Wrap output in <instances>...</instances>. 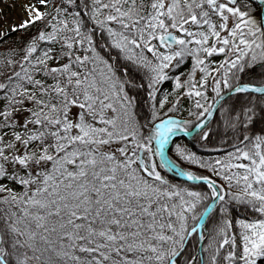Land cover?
I'll use <instances>...</instances> for the list:
<instances>
[{
	"label": "snow or ice",
	"instance_id": "snow-or-ice-1",
	"mask_svg": "<svg viewBox=\"0 0 264 264\" xmlns=\"http://www.w3.org/2000/svg\"><path fill=\"white\" fill-rule=\"evenodd\" d=\"M23 10L0 30V264H264V0Z\"/></svg>",
	"mask_w": 264,
	"mask_h": 264
},
{
	"label": "rangeland",
	"instance_id": "rangeland-1",
	"mask_svg": "<svg viewBox=\"0 0 264 264\" xmlns=\"http://www.w3.org/2000/svg\"><path fill=\"white\" fill-rule=\"evenodd\" d=\"M26 2L27 0H0V30L24 16L23 5Z\"/></svg>",
	"mask_w": 264,
	"mask_h": 264
},
{
	"label": "trees",
	"instance_id": "trees-1",
	"mask_svg": "<svg viewBox=\"0 0 264 264\" xmlns=\"http://www.w3.org/2000/svg\"><path fill=\"white\" fill-rule=\"evenodd\" d=\"M17 39H18V37H17ZM0 51H3V48H2V47H0ZM165 87H166V88H170V85H167V84H166ZM181 142L188 143L190 147H193V150H197V151H198V148L195 147V144H194V142L191 140V138H189V139H185V138H184V140H182Z\"/></svg>",
	"mask_w": 264,
	"mask_h": 264
},
{
	"label": "water",
	"instance_id": "water-1",
	"mask_svg": "<svg viewBox=\"0 0 264 264\" xmlns=\"http://www.w3.org/2000/svg\"><path fill=\"white\" fill-rule=\"evenodd\" d=\"M190 138V137H189ZM189 138H185V139H189Z\"/></svg>",
	"mask_w": 264,
	"mask_h": 264
}]
</instances>
